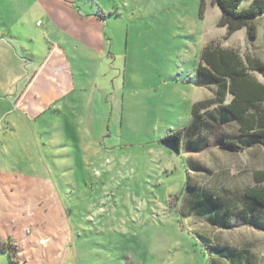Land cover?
<instances>
[{"label":"rangeland","instance_id":"obj_1","mask_svg":"<svg viewBox=\"0 0 264 264\" xmlns=\"http://www.w3.org/2000/svg\"><path fill=\"white\" fill-rule=\"evenodd\" d=\"M74 1L105 20V60L88 65L93 86L108 90V108L82 146L71 138L29 157L0 154V176L39 167L28 177L51 184L69 229L23 234L20 264H264V209L243 197L254 171L264 169V146L241 139L237 122L214 126L211 118L201 126V148L192 124L193 104L215 89L196 77L203 46L215 40L264 61V16L248 41L245 28L227 36L211 0ZM252 1L242 0L240 10ZM254 75L264 82V73ZM34 185L0 184L1 203L34 216L46 211L58 223L51 190ZM196 190L221 203L228 228L215 211L191 203ZM226 249L232 255L222 257ZM0 264H11L7 252Z\"/></svg>","mask_w":264,"mask_h":264},{"label":"crops","instance_id":"obj_2","mask_svg":"<svg viewBox=\"0 0 264 264\" xmlns=\"http://www.w3.org/2000/svg\"><path fill=\"white\" fill-rule=\"evenodd\" d=\"M104 27V18L77 8L74 0H0V154L29 157L53 151L52 143L73 138L82 146L91 139L89 126L103 118L109 101L107 88L93 86L88 65L105 60ZM38 168L27 166L16 177L1 175L0 184L51 190L47 181L28 177ZM51 195L58 223L46 211L18 213L0 201V242L12 239L19 247L17 264L24 254L23 234L36 237L38 228L56 231L60 224L69 233L61 203L52 190Z\"/></svg>","mask_w":264,"mask_h":264},{"label":"trees","instance_id":"obj_3","mask_svg":"<svg viewBox=\"0 0 264 264\" xmlns=\"http://www.w3.org/2000/svg\"><path fill=\"white\" fill-rule=\"evenodd\" d=\"M221 10L218 26L227 29V36L238 30L246 29L248 41L257 37L255 19L264 16V0H253L250 6L240 10L242 0H211ZM200 64L197 68V80L200 86L214 87L211 98L197 101L192 106V118L198 134L197 140L202 148L207 144L205 138L200 137L203 132L201 126L206 119H213V125H223L235 121L239 127V137L253 146H264V82H261L254 73H264V61L247 52L244 56L233 48L222 47L215 40L208 41L202 49ZM231 101L227 103L228 98ZM214 112V113H213ZM225 147L238 149L235 142H222ZM176 147L179 148L176 142ZM191 201L195 206L206 207L207 211H215L221 227L228 228L226 214L220 216L222 205L218 201L200 198ZM243 197L252 206V209H264V169L253 173V184L244 190ZM195 199V198H194ZM193 204V205H194ZM206 204L208 206H206ZM202 210V209H201ZM212 222H215L214 220ZM250 225L259 227L254 218H250ZM10 241L0 242V252H7L11 264H17L15 259L18 253L17 245ZM230 253L220 251L222 257ZM232 255V253H230Z\"/></svg>","mask_w":264,"mask_h":264},{"label":"water","instance_id":"obj_4","mask_svg":"<svg viewBox=\"0 0 264 264\" xmlns=\"http://www.w3.org/2000/svg\"><path fill=\"white\" fill-rule=\"evenodd\" d=\"M231 101V97L230 98H228V100H227V103H229Z\"/></svg>","mask_w":264,"mask_h":264}]
</instances>
